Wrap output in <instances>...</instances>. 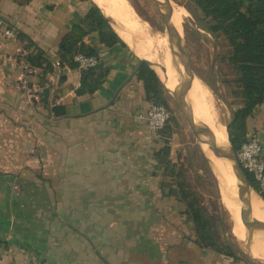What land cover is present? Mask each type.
Here are the masks:
<instances>
[{
	"label": "crops",
	"instance_id": "0c3cea01",
	"mask_svg": "<svg viewBox=\"0 0 264 264\" xmlns=\"http://www.w3.org/2000/svg\"><path fill=\"white\" fill-rule=\"evenodd\" d=\"M93 2L126 43L106 47L96 34L85 37L110 68L102 85L77 94L81 69L68 65H55L39 84L41 71L26 70L19 60L26 42L4 29L26 33L57 62L61 40ZM116 24L98 0H0V264H146L145 232L155 226L142 215L147 199L160 216L179 222L174 233L193 235L184 204L163 188L165 177L156 169L162 138L139 118L151 104L138 75L145 57L130 48ZM55 104L65 105L68 115L55 116ZM247 128L258 135L264 155V103L248 117ZM34 165L43 174L32 172ZM39 182L41 191L34 189ZM54 198L57 206H51ZM37 202L44 206L35 208ZM24 208L32 218L23 228L8 215ZM136 213L143 217L134 229L145 236L131 242L128 225ZM117 244L123 248L114 256ZM176 248L183 255L205 250L195 242ZM209 253L215 258L207 264L225 261Z\"/></svg>",
	"mask_w": 264,
	"mask_h": 264
},
{
	"label": "rangeland",
	"instance_id": "374dc122",
	"mask_svg": "<svg viewBox=\"0 0 264 264\" xmlns=\"http://www.w3.org/2000/svg\"><path fill=\"white\" fill-rule=\"evenodd\" d=\"M98 1L102 3V6L108 13H114L113 16L118 24H116V28L120 31L122 36L123 34L126 35L125 39L129 42L132 50L141 57L154 58V61L160 59L161 61L162 65L160 68L155 64L153 65V68L157 72L165 88V90H163L164 100L168 103L170 111L178 118L177 124L173 122L171 123V135L164 134L162 136V145L158 150L161 151L163 149V146L165 145L164 140L168 139L167 141L170 150L168 158L164 154H161L162 156H156L155 158V164L158 167L156 169L165 177L162 179L163 188H167L168 190L171 189L173 194L177 196L178 193H180V187L176 185L175 180H182L187 183V190L190 192V199H192L193 196L194 198L196 197L198 204L202 206L206 216L211 219L217 243L228 246L229 250L234 252L239 259L235 260L230 256L217 253L216 251H210L209 249L202 250L201 253L193 251L190 252V255H183V250L176 248V246L177 243L187 246L194 242V237H192L194 236V232L191 221L187 216L184 217L189 225V233H192L193 235L187 236L181 233L178 234V232L174 233L176 227H178V231H180L179 227L181 226L179 222L174 219L167 220L166 214L162 215L163 217L160 216L158 212H155L157 210V208H155L156 206L147 199L144 201L145 210L142 215L147 218V223L155 224V226L150 231L145 232L147 247V262L145 263L169 264V258L172 254L173 264H202L201 262L203 260L206 262L207 260L211 261L212 258H215L209 253L210 251L214 255H218V257H223L225 259L224 262L220 261L218 264H262L259 261L252 259L248 253L247 229L246 236H241L235 229L238 216L237 205L236 213H233L225 201V196H227L228 199L236 197V195L232 193L235 191L237 183L233 181L231 163L228 160L214 157L204 145L198 142L190 125L177 108L172 90L168 89L165 85L163 77L165 71L162 68L165 67L163 58L168 50L170 51L171 56L172 53L168 33L162 17V10L153 2V0H124L129 9L127 13H124V10H122L120 6L117 10V2L114 0ZM172 1L175 10L179 8V12L181 11L179 14L176 13L177 18L180 20L178 28L185 38L191 52L193 70L196 74V79L202 85V92L200 91V94L197 96V99L201 101L199 104H208V109L216 115V118L220 123L226 126L232 121L234 111L242 105L240 88L237 86L236 82L238 77L236 68L229 60L231 51L229 41L223 34H213L204 27L208 18H204L203 13L194 7L192 0ZM5 30L6 28L4 29V32ZM174 67H176L175 73L179 84L185 76V73L180 69L181 67L175 66V64ZM197 99L195 100V98H192L189 95L188 100L192 107L196 104ZM149 108L150 106L147 107L145 111ZM145 111L140 115V119L144 121L149 128L145 117ZM230 144V141L227 140L226 146ZM222 165H227L226 167L231 169H226L225 166L224 169ZM222 169L224 170L222 171ZM39 170V174H43L44 170L42 168L40 169V167L35 165L32 168V172L34 173H38ZM50 171H52V169ZM176 172H178V175H175ZM51 185L49 186L50 188ZM16 187H19V184H17ZM42 188L41 182L34 183L35 190L41 191ZM255 194H257L255 196L259 197L258 193ZM193 200L195 199H192V201ZM63 201L64 200H62L61 203H63ZM234 201L241 207V203L236 199H234ZM57 203H59L58 200L54 198L51 206H57ZM33 204L35 208L44 206H41L38 202L37 204ZM67 204H70L68 199ZM140 206L143 208L142 204ZM24 211H26L25 208L23 211H12L11 214L8 215V218H10L9 220H15V222L19 224V227L23 226L24 228L26 221H29V219L31 220L32 218L30 212ZM142 215L136 213L130 217L128 226L131 242L137 241L138 238H144L145 236L141 230L134 229L138 221L141 223ZM63 217L65 218L66 216ZM50 219L53 220V216H50ZM149 219L151 221H149ZM113 220L116 221V217H113ZM120 222L119 217L118 223ZM124 226L127 227L125 220ZM242 237H244V239ZM260 238L264 239V235H261ZM253 246L254 243L252 241L251 248L253 254L257 257L260 256V258H264L263 254L256 255L259 253L253 249ZM122 248V244H117L116 247L113 248L112 254L114 256L121 255L120 252ZM131 251L133 252V247L130 248V252ZM98 256H100V254H98ZM205 264H207V262Z\"/></svg>",
	"mask_w": 264,
	"mask_h": 264
},
{
	"label": "trees",
	"instance_id": "16d2710c",
	"mask_svg": "<svg viewBox=\"0 0 264 264\" xmlns=\"http://www.w3.org/2000/svg\"><path fill=\"white\" fill-rule=\"evenodd\" d=\"M192 2L194 7L203 13L204 18H208L204 27L213 34H223L231 46L229 60L236 68L238 75L236 82L242 97V105L234 111L229 129L230 142L237 151L247 139L248 117L264 103V0H192ZM14 32L27 44L26 55H20L19 60L41 71L42 80L39 84H42L48 73L55 70V65H68L70 68L81 69L80 86L76 90L79 95L97 91L110 71L99 56V47L87 43L85 37L96 34L99 42L106 47L126 45L101 8L94 2L61 40L57 62L26 33ZM78 53L95 56L98 59L97 64L86 69L80 68L79 62L75 60ZM138 75L143 80L146 99L151 102L150 105L163 104L169 109L163 96L165 88L157 72L150 65L142 62L138 68ZM51 111L55 116L68 115L67 108L62 104L53 105ZM172 122L177 124L178 118L171 112L169 120L158 131L161 138L164 134L171 135ZM167 140H164L163 149L155 152V158L162 156L161 154L168 158L170 150ZM245 171L253 187L264 199V189L252 173L246 169ZM175 175H178V172ZM175 182L180 187V193L175 195L176 200L184 204L182 213L189 218L193 226V241L203 249L239 260L228 246L217 243L212 221L206 216L196 197L193 196L192 199H195L193 201L190 199L187 183L182 180ZM169 193L173 194V191L170 189Z\"/></svg>",
	"mask_w": 264,
	"mask_h": 264
},
{
	"label": "water",
	"instance_id": "95a60500",
	"mask_svg": "<svg viewBox=\"0 0 264 264\" xmlns=\"http://www.w3.org/2000/svg\"><path fill=\"white\" fill-rule=\"evenodd\" d=\"M153 2L162 10V17L171 44V53L174 59L173 63L175 64V66L182 67V71H184L185 73V76L183 77L181 82L177 84L176 87L172 90L174 102L177 108L180 110L182 116L190 125L192 132L198 142L204 146H207V150H209V152L214 157L228 160L231 163L232 171L236 178L238 198L242 203L240 215L242 222L248 231V253L252 257V259L264 264V258L255 256L251 248L252 241L255 235H264V220L258 219L253 216L252 199L253 196L257 195L255 193H258L259 198H261L263 201L264 199L260 195V193L253 187L244 167L238 161L234 146L232 144L227 146L226 144H219L215 137V134L213 133L209 125L203 121L196 119L193 107L188 100L193 81L194 79H196V74L193 70L191 52L188 48L185 38L181 34L179 28L176 27L172 21L173 14L175 12V6L172 0H153ZM142 62L147 63L153 68L154 63L151 60L141 58L140 63ZM162 68L164 71H166L165 67ZM230 124L231 122L226 125V131L229 141Z\"/></svg>",
	"mask_w": 264,
	"mask_h": 264
},
{
	"label": "bare ground",
	"instance_id": "6f19581e",
	"mask_svg": "<svg viewBox=\"0 0 264 264\" xmlns=\"http://www.w3.org/2000/svg\"><path fill=\"white\" fill-rule=\"evenodd\" d=\"M114 1L117 2L116 3L117 10L121 7V9L124 10V13H127L129 11V9H128L127 5L125 4L124 0H114ZM109 8H111V7H109ZM176 13L177 14L181 13V11L179 12V8L175 10V12L173 14V18H172V21L175 24V26L179 27L180 20L177 18ZM123 36L126 37L125 34H123ZM142 57H144V56H142ZM146 59L151 60L158 68H160L161 65H162L160 59H156V61H154L155 60L154 58H146ZM163 63H164V66H165V68L167 70V71H165L163 73L164 82H165L167 88L173 90L176 87V85L178 84V81H177V77H176V73H175V67H174V63H173V58H172L169 50L164 55ZM181 70H182V67H181ZM200 91L202 92V85H201V83L199 81H197V79H194L192 88H191V90L189 92V95L192 98H195V100H196L198 94H200ZM198 100L199 99H197L196 104L193 106V110H194V114H195L196 119L200 120V121H203L206 124H208L209 127L212 129L213 133L215 134V137H216L217 141L219 142V144L225 145L227 140H228V134H227V131H226V126L224 124L220 123L218 121V119L216 118V115L213 114V112H211L208 109V107H207L208 104H205V105L203 103L199 104V102H201V101L200 100L198 101ZM205 147L207 148V146H205ZM224 166L225 165H222L223 168H224ZM226 166H225V168L229 169V167L227 168ZM224 169H222V171ZM227 173H228V170H227ZM233 181L236 182V178H235L234 174H233ZM232 193L234 195H236V197L235 198L233 197V198L236 199L239 203H241V201L238 198L237 185H236L235 191H233ZM233 198L232 199H228L227 196H225V201L228 204V206L230 207L231 211H233V213H236V205H237L238 216H237V220H236L235 229L237 230V232L241 236H246V227L243 224L242 219H241V215H240L241 207H240V205L238 203L237 204L235 203ZM252 208H253V216L258 218V219L264 220V201L261 198H259L258 196H253ZM260 237L258 235H256V237H254V239H253V243H254L253 249L257 253H259V254H256V255L263 254V256H264V239L260 238ZM242 238L244 239V237H242Z\"/></svg>",
	"mask_w": 264,
	"mask_h": 264
},
{
	"label": "built area",
	"instance_id": "2783aa9c",
	"mask_svg": "<svg viewBox=\"0 0 264 264\" xmlns=\"http://www.w3.org/2000/svg\"><path fill=\"white\" fill-rule=\"evenodd\" d=\"M4 33L8 36H15L14 30L11 28H6ZM23 54L26 55V52L23 51L21 55ZM75 60L79 62V66L82 69L95 66L98 62V59L95 56H88L81 53H78L75 56ZM22 64L26 70L32 69V67L25 61H23ZM140 117L141 116L139 115V118ZM145 117L149 129L158 132L171 117V111L163 104H152L146 111ZM236 155L244 169L252 173L260 186L264 189L263 146L255 132H248L246 141L236 151Z\"/></svg>",
	"mask_w": 264,
	"mask_h": 264
}]
</instances>
